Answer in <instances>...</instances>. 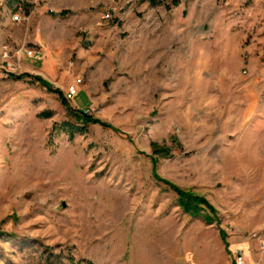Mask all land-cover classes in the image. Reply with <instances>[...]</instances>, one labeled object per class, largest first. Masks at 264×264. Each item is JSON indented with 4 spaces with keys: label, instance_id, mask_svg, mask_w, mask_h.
Masks as SVG:
<instances>
[{
    "label": "rangeland",
    "instance_id": "rangeland-1",
    "mask_svg": "<svg viewBox=\"0 0 264 264\" xmlns=\"http://www.w3.org/2000/svg\"><path fill=\"white\" fill-rule=\"evenodd\" d=\"M24 4L44 57L0 73V264H264V0ZM34 75L79 78L70 109ZM79 109L109 126L52 130Z\"/></svg>",
    "mask_w": 264,
    "mask_h": 264
},
{
    "label": "trees",
    "instance_id": "trees-1",
    "mask_svg": "<svg viewBox=\"0 0 264 264\" xmlns=\"http://www.w3.org/2000/svg\"><path fill=\"white\" fill-rule=\"evenodd\" d=\"M26 0H6L7 2V6L14 10L16 9L19 5L20 6H23L25 5L26 8H25V13L28 14L29 13V4H24ZM151 5H155L156 4V0H147ZM172 3L174 5H176L178 3V0H172ZM10 77L14 78V79H20L22 76L21 75H9ZM32 78L39 82L42 86L46 87L49 91L51 92H55L59 95L60 97V100L61 102L68 108L70 109V107H68V102L67 100L64 98L61 90L59 89H53L52 88V85L45 79H43L41 76L39 75H34L32 76ZM78 118L83 122V125L79 126V125H74V124H71L69 122H63L61 124H54L53 127H52V130H63L65 132H67L70 136V138H72L75 134H83L87 131V125L89 123H98L100 125H102L103 127H108L109 124L99 120L98 118H95L89 114H87L83 109H79L78 110ZM50 113L49 112H46L44 114L45 117H49ZM154 151L157 152V153H164V154H167L168 152L161 148V147H158L156 146L154 148ZM154 167V165H153ZM153 171V175L155 177L156 174H155V169L153 168L152 169ZM164 183L168 184L172 189H174V191L181 196V200H180V205L183 207V209L185 211H189L192 207V202H195V203H198V204H201L203 206H205L211 213H214V207L203 197L201 196H196V195H193L191 193H188V192H184L183 190L179 189L178 187H176L175 185L171 184L169 181L167 180H162ZM209 220V218H208ZM72 260V259H71ZM81 262H84V264H93L92 261L90 260H81Z\"/></svg>",
    "mask_w": 264,
    "mask_h": 264
},
{
    "label": "built area",
    "instance_id": "built-area-1",
    "mask_svg": "<svg viewBox=\"0 0 264 264\" xmlns=\"http://www.w3.org/2000/svg\"><path fill=\"white\" fill-rule=\"evenodd\" d=\"M18 7L20 9V5ZM11 18L14 21H19L22 17L15 12L12 14ZM43 57L44 52L38 44L33 46L21 45L12 48L3 46L0 49V73L3 76L12 75L21 69L24 58L40 62ZM79 83L80 79L77 78L65 89L63 96L67 101L72 100L78 94Z\"/></svg>",
    "mask_w": 264,
    "mask_h": 264
},
{
    "label": "crops",
    "instance_id": "crops-1",
    "mask_svg": "<svg viewBox=\"0 0 264 264\" xmlns=\"http://www.w3.org/2000/svg\"><path fill=\"white\" fill-rule=\"evenodd\" d=\"M18 9L19 7L12 10L7 6L6 0H0V49L3 46L17 47L21 43L30 41L31 36L28 33L24 34L23 28L19 24L20 20L14 21L11 18ZM28 17L26 16V18Z\"/></svg>",
    "mask_w": 264,
    "mask_h": 264
}]
</instances>
